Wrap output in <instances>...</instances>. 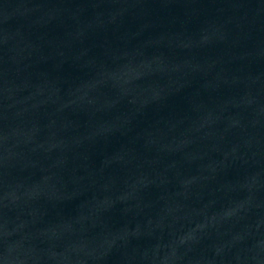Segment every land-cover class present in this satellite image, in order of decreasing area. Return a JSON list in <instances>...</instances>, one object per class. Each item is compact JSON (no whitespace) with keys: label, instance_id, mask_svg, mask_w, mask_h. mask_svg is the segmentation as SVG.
I'll return each mask as SVG.
<instances>
[{"label":"water","instance_id":"95a60500","mask_svg":"<svg viewBox=\"0 0 264 264\" xmlns=\"http://www.w3.org/2000/svg\"><path fill=\"white\" fill-rule=\"evenodd\" d=\"M0 264H264V0H0Z\"/></svg>","mask_w":264,"mask_h":264}]
</instances>
